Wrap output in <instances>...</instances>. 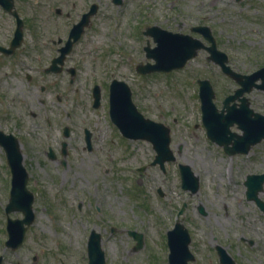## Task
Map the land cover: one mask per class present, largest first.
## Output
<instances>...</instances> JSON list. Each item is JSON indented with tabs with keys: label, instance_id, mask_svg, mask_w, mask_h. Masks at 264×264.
<instances>
[{
	"label": "rangeland",
	"instance_id": "1",
	"mask_svg": "<svg viewBox=\"0 0 264 264\" xmlns=\"http://www.w3.org/2000/svg\"><path fill=\"white\" fill-rule=\"evenodd\" d=\"M91 3L98 9L68 61L76 67L68 104L70 137L62 136L59 125H46L44 119L52 114L45 116L39 103L36 124L25 117L22 136L26 141L21 151L29 172L27 186L34 193V220L27 233L28 247L9 253L7 264H21L16 256H21L22 264H30L32 256L36 264H88L91 230L100 234L104 264H168L166 232L183 204L180 217L190 233L193 264H220L217 244L236 264H264V218L238 201L241 197L245 201L242 171L255 165L254 156L260 162L256 168L264 167V140L247 155L230 156L206 137L201 123L196 80L211 81L214 102L220 106L234 83L207 60L206 50L169 72L142 75L135 71L138 63L153 61L143 49L146 41L155 45L144 34L146 24L182 32L198 23L209 25L232 69L251 73L264 66V0H124L121 4L55 0L54 5L68 11L69 17L52 24L50 30L61 31L64 22H76ZM112 78L134 87L133 100L144 116L169 127L175 158L165 162L164 170L150 164L155 155L150 142L121 136L106 108L93 109L89 102L86 93L91 84H105ZM255 97L263 104L264 91H257ZM85 126L93 132L90 150L82 138ZM63 140L67 143L64 155ZM49 148L54 159L47 155ZM4 155L0 147V227L10 190ZM178 164H187L198 176L197 192L181 188ZM9 216L22 214L13 211ZM132 232L142 235L140 245ZM243 235L252 236L256 243L244 246Z\"/></svg>",
	"mask_w": 264,
	"mask_h": 264
},
{
	"label": "flooded vegetation",
	"instance_id": "2",
	"mask_svg": "<svg viewBox=\"0 0 264 264\" xmlns=\"http://www.w3.org/2000/svg\"><path fill=\"white\" fill-rule=\"evenodd\" d=\"M123 1L124 0H120V4ZM54 2L55 0H0L1 148L4 147L5 142L8 139L17 140L21 147L24 145L26 139L22 136V129L27 127L25 117L28 118V122L31 121V124L34 125L36 124L35 119L40 116L41 111L36 109V103L40 104L42 113L45 114V116H47V114H52L51 117L47 116L44 119L46 125L49 127L59 125L61 128L60 132L64 138H69L71 135V111L68 108V104L71 91L70 83L74 81L76 67L71 66L68 61L70 53L78 40L73 44L72 50H70L68 54H65L60 60L56 59L60 55V49L68 40L69 32L74 22L69 25H66L64 22L61 31H51L50 28L52 24L59 23L60 20L64 21L65 18L69 17V12L59 6H55ZM97 9L98 6H96L95 13ZM55 16L57 17L56 20ZM179 25L182 26L183 24L180 23ZM198 26H207L210 33H213L210 26L203 23L189 26V32L173 31L168 28H163L172 32L190 34L195 38L204 40L205 36L201 31L193 30L194 27ZM205 45L208 46L206 43ZM202 50L208 51L206 47L202 48ZM227 77L234 83L235 87L225 93L221 100V106L217 105L218 108L223 106V100L225 97L234 94L239 86L235 79L230 76ZM112 79L105 84L101 82H93L89 89H87L86 93L93 109H98L100 106L105 107L109 119L111 118L110 87ZM116 79L123 80L120 78ZM261 82V78L255 79L249 88L244 87V91L238 98L228 102V106L233 103L237 108H240L241 105L244 106L242 111L248 115L252 129H258L260 125H263L264 123V102L263 104L259 103V98L255 97L257 91H264V88L257 86L261 84ZM126 83L127 92L133 100L135 95L134 87L129 85L128 82ZM56 105L59 107H56ZM137 109L140 111L138 106ZM226 112L227 107L224 108V113ZM259 116L260 119H257ZM111 120L112 119H110V121ZM111 123L113 124L115 131L118 132V126L112 121ZM67 128L68 135L65 136L64 130ZM229 129L232 132L243 134L242 129L238 128L237 123L231 124ZM86 132L88 133L89 145L92 147L93 132L86 126L83 128L82 138L85 147H88ZM263 140V138L260 139L249 148L247 153H240V155H247L254 149L253 146ZM4 158V167L8 170L9 177L11 178L10 167L7 164L6 156ZM252 163L258 165L260 162H258L257 157L254 156ZM255 165L248 170L242 171L241 174L243 176L242 196H244L245 201L249 202V204L245 203L242 197L239 198L238 201L240 204H243L244 207L253 209L264 218V181L261 184V188L258 189L256 193L258 201L253 197H248L246 193L247 186L245 181L247 176L264 174V167L257 169ZM223 207V210L225 211L228 205L225 204ZM5 208L6 203L3 209L5 220L3 226L0 227V234H2L0 245L2 246L1 249H3L0 251V264H7L9 253H15L22 250V248L28 247L26 240L27 233L34 220L33 218L32 222L25 226L26 228L20 242L8 244L7 241L9 234L5 227L7 218ZM241 241L246 243V245H244L246 247L252 246L256 243L252 236L247 237L245 235L241 237ZM16 260L17 263L22 264L23 262L21 256H16ZM36 263L37 262H35L34 257L32 256L30 264Z\"/></svg>",
	"mask_w": 264,
	"mask_h": 264
},
{
	"label": "water",
	"instance_id": "3",
	"mask_svg": "<svg viewBox=\"0 0 264 264\" xmlns=\"http://www.w3.org/2000/svg\"><path fill=\"white\" fill-rule=\"evenodd\" d=\"M114 1L116 3L120 2V0ZM95 10L96 5L92 4L90 10L84 13L82 18L73 25L65 46L61 48L59 60L70 51L73 42L79 38L84 26L89 21V16ZM193 30L201 31L205 38L211 42V45L206 47L210 53L207 59L219 64L223 72L229 74L241 84V87L237 88L234 94L225 97L223 108L218 111L212 101L214 92L209 80H198L202 123L206 128V135L210 140L221 145L228 155L246 153L252 144L264 138V123L258 129H252L248 115L242 111L244 106L241 105L240 108H237L234 103L228 106V102L238 98L244 91V87L249 88L257 78H261L262 81L257 86L264 88V67H261L250 75H242L233 71L226 65L227 55L216 48L214 38L210 34L209 29L206 26H198L194 27ZM146 33L152 35L156 42V46L153 48H150L148 45L145 46L146 56L153 58L154 62L138 64L136 70L140 73L169 71L180 68L188 59L196 55L199 48L204 47V44L200 40L192 38L188 34L172 33L157 26L149 27ZM226 107L227 112L224 113V108ZM110 112L112 120L118 125L120 132L125 137L146 139L152 144L155 150L154 159L151 162L152 165L159 164L160 168L164 170V163L174 160L175 157L170 149L169 127L161 122L145 118L131 101L127 92V86L123 81L114 80L111 83ZM257 119H260V116ZM233 123H237L238 128L242 129L243 134H236L230 131L229 126ZM64 135H68V128L64 130ZM86 137L87 148L90 149L87 132ZM65 146L66 143L62 142V154L66 153ZM3 148L12 172L10 197L6 205V212L18 210L23 213V218L21 219L7 218V230L9 234L7 243L12 244L21 241L25 226L29 225L34 218L32 210L33 193L26 187L28 172L22 163L23 154L20 144L17 140L8 139ZM48 156L52 159L55 158L51 148H49ZM143 168L140 167L141 170ZM178 169L181 187L184 190L190 191V193L196 192L199 188L198 176L194 175L187 164H178ZM263 181L264 174L248 175L245 181L247 196L257 199L256 193L261 188ZM184 206L177 212L174 226L167 231V245L169 248L168 264H193L192 261L195 259L189 248V232L182 223V218H179L184 210ZM200 209L202 210V208ZM132 234L137 240V245H140L142 235L135 232H132ZM216 251L221 264H235L234 260L223 247L216 245ZM87 255L88 264H104L105 262L104 253L100 247V234L94 230L90 232L88 238Z\"/></svg>",
	"mask_w": 264,
	"mask_h": 264
}]
</instances>
